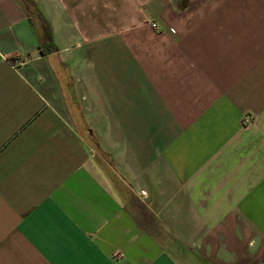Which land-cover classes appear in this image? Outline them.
<instances>
[{
  "label": "crops",
  "instance_id": "obj_1",
  "mask_svg": "<svg viewBox=\"0 0 264 264\" xmlns=\"http://www.w3.org/2000/svg\"><path fill=\"white\" fill-rule=\"evenodd\" d=\"M0 264H264V0H0Z\"/></svg>",
  "mask_w": 264,
  "mask_h": 264
},
{
  "label": "built area",
  "instance_id": "obj_2",
  "mask_svg": "<svg viewBox=\"0 0 264 264\" xmlns=\"http://www.w3.org/2000/svg\"><path fill=\"white\" fill-rule=\"evenodd\" d=\"M152 27L155 28V24H152ZM244 122H245L246 124H248V123L251 122V120L247 118V119L244 120Z\"/></svg>",
  "mask_w": 264,
  "mask_h": 264
},
{
  "label": "trees",
  "instance_id": "obj_3",
  "mask_svg": "<svg viewBox=\"0 0 264 264\" xmlns=\"http://www.w3.org/2000/svg\"><path fill=\"white\" fill-rule=\"evenodd\" d=\"M32 12V11H31ZM33 13V12H32ZM50 46H52V44L50 45Z\"/></svg>",
  "mask_w": 264,
  "mask_h": 264
}]
</instances>
